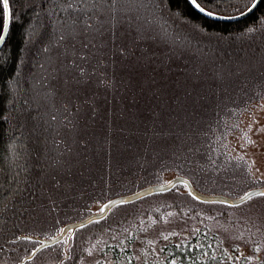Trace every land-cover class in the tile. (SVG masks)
I'll return each instance as SVG.
<instances>
[{"label": "trees", "instance_id": "trees-1", "mask_svg": "<svg viewBox=\"0 0 264 264\" xmlns=\"http://www.w3.org/2000/svg\"><path fill=\"white\" fill-rule=\"evenodd\" d=\"M85 1L10 0L14 19L0 50V250L13 245L26 255L19 264L47 250L56 260L61 252L57 244L25 261L41 239L28 233L30 220L42 225L45 215L53 219L56 213L74 220L72 212L81 215L98 195L112 192L111 200L132 194L155 185L166 170L203 193V175L211 171L227 116L264 98V0L235 22L207 18L189 0H155L160 22H119L117 41L106 31L95 40L97 48L90 40L78 42L79 48H53L62 23L65 29L94 28L97 6ZM113 1L121 8L132 2ZM255 1L197 3L232 17ZM128 10L133 16L134 5ZM176 188L116 207L79 229L74 242L100 236L92 264H264L263 252L243 256L208 227L141 236L192 208L195 217L206 216L191 203L225 208L222 219L244 205L204 203L187 191L188 203ZM73 257L61 264H79L80 254Z\"/></svg>", "mask_w": 264, "mask_h": 264}, {"label": "rangeland", "instance_id": "rangeland-1", "mask_svg": "<svg viewBox=\"0 0 264 264\" xmlns=\"http://www.w3.org/2000/svg\"><path fill=\"white\" fill-rule=\"evenodd\" d=\"M93 1H95V3H93ZM120 1L121 0H116L117 3H120ZM85 2L87 4L90 2L93 6H95V4L97 6V10H95L96 15L94 14L93 16L96 24L94 28L90 30L86 29L84 25L77 24V26L73 25L65 29L62 23L60 25L61 31H58V29L55 30L56 34L54 35L55 37L57 35L58 38V33L60 32V40L63 42H58L56 38L53 48L60 49L63 45L66 47L68 45H74L79 48L81 44L78 42L84 43L89 40V43H92L94 47L97 48L98 44L95 40L99 42V36L105 35L106 31H109L111 36H115V40L117 41L118 32L115 25L119 22L126 24L128 22H139L144 26H147L150 22H160L158 19L160 6L156 4L155 0H145L144 2L143 0H132L133 3H124L128 6V8L124 6L126 9L121 8L122 6H118L113 0H88ZM130 4L131 7L134 5L133 16L130 12H126L130 11L128 10L131 8L129 7ZM87 7L90 6L87 5ZM119 14H121V16H119ZM157 24L158 23H156V25ZM123 26L125 27V24H123ZM105 37L107 40L109 39V37ZM110 40L113 41L114 38H110ZM124 40H127V38H124L123 41ZM118 43L121 44L122 42L119 40ZM143 44L146 45L145 43ZM79 52L80 54L78 55H81L82 51ZM101 52H103L102 48H100V54ZM67 76L68 75L64 77V80L68 84L69 81H67ZM46 85L48 84L46 83ZM227 117V129L224 133L220 132L221 134H219V137L216 139L219 143L221 142V145L218 148L215 147L216 150L214 149L215 152H217L213 155L214 158L209 163L211 165V171L204 172V186L202 189L204 194L238 198L251 189L264 187V98L249 103L238 113ZM249 140H251L252 143H249ZM176 176L175 170L160 172L159 175L156 176L159 181L155 184L166 183ZM174 191L180 198L186 201L189 200L186 187L179 185ZM106 193L107 195L102 193L94 198L93 201L90 200L87 202L84 211L82 209L80 210L81 215L78 216L76 212H72L74 215V220H72H81L92 214L98 213L106 201L110 200L109 198L112 195V192L109 193L108 191ZM187 202L190 203V200ZM191 206L201 211L197 212L196 210L197 215L201 213L206 216L195 217V214L192 213L194 208H192L191 211L188 210V215L182 216L179 214V216L173 220L146 229L141 236L148 239L153 236L156 237L167 233H178L184 230L193 231V229L208 227L209 230L215 233L221 232L220 234L222 237L225 236L226 246L231 249H240L239 252L243 254V256H248L250 253L260 256L262 252L264 253V238H261V236L259 237L260 230L264 228V198H255L240 207L230 209L229 213L235 216L231 219L220 218V215L225 213V208H220V206L214 205L209 209L192 203ZM209 212L213 214L209 215ZM53 216L55 218L51 219L52 217L50 216V218L47 219L45 215V222L42 225H38L35 220L34 222L30 220L28 229L30 236H38L41 239H51L57 236L66 224L73 222L70 215L61 217L56 213L53 214ZM207 216L211 217H208L207 220ZM115 217H113V219ZM111 222L112 220H109L107 224H112ZM118 231L119 229L115 227V231L113 232L116 233ZM87 237H83L84 239L81 240L78 239V242H74L75 237H73L70 240L65 239L58 244L61 252L56 260L52 258L53 256L51 255L53 253H50L51 250H47L45 251L47 253L40 255L28 264H61L64 258H74L73 256L76 255V252L80 254V261L76 259L77 263L92 264L98 259V243L101 241L100 236H96L93 240ZM142 242L143 241H141V243ZM11 246L12 247H4L0 250V264H19L26 256L22 253H18L19 250L17 251L13 249V245Z\"/></svg>", "mask_w": 264, "mask_h": 264}, {"label": "water", "instance_id": "water-1", "mask_svg": "<svg viewBox=\"0 0 264 264\" xmlns=\"http://www.w3.org/2000/svg\"><path fill=\"white\" fill-rule=\"evenodd\" d=\"M189 1L191 3V0H189ZM262 1L263 0H258V2L255 1V7H250L251 8L250 11L248 9L244 13H242L238 16H232V17L219 16V15H215L213 13H212V15H208L207 13H209V11L204 9V12H201L192 3H191V5L195 8L196 11H198L201 15H203L207 18L217 20V21H224V22H233L234 21L235 22V21L243 20V19L249 17L251 14H253L258 9V7L262 3ZM6 40H7V37L4 41V43L0 44V50L2 49ZM178 185L186 186L188 193H190V195L193 197H198V198H195L198 201H201L204 203H211V204H215V203L225 204V205H229V206H240L242 204L247 203L251 199L258 197V195H255L256 193L264 192V187H262V188L251 189L248 192H246L243 196L238 197V198H230V197L224 196V195H208V194H204V193L199 192L194 187V185L192 184V182L189 179L184 178V177H175L166 183L155 184V185L146 187L144 189H141L139 191H136L132 194L116 197L114 199L109 200L108 202H106L102 206V208L100 209V211L98 213L92 214V215H90V216H88L82 220L72 222V223L65 225L63 227L62 231L57 236H55L51 239H40V245L31 253L30 256H28L25 259V261L32 260L42 250H44L46 248H50L52 246H55V245L63 242L65 239L70 240L71 238L74 237L75 233L79 229L84 228V227H86V226H88L94 222H98V221L105 219L113 209H115L116 207H118L120 205L132 203V202H135L137 200L143 199L145 197H148V196H151L154 194L169 192V191L173 190ZM249 193L252 194L251 198H249V196H248ZM105 206H107V207H105Z\"/></svg>", "mask_w": 264, "mask_h": 264}, {"label": "snow or ice", "instance_id": "snow-or-ice-1", "mask_svg": "<svg viewBox=\"0 0 264 264\" xmlns=\"http://www.w3.org/2000/svg\"><path fill=\"white\" fill-rule=\"evenodd\" d=\"M256 2H258V0H256ZM191 3L201 12H204V8H202L200 6L199 3H197V0H191ZM0 7L3 8V27L2 29H0V44H3L8 32H9V28L11 23L13 22L14 19V13L10 7V0H0ZM251 7H255V3L252 4ZM251 10V8H249V11ZM208 15H212L211 12L207 13ZM249 143H252L251 140H249ZM255 195L258 196H264V192H258ZM249 198H251L252 194L249 193L248 194ZM194 198H198V197H194ZM243 199V198H242ZM107 207V206H105ZM238 250V249H237ZM258 251V249H257Z\"/></svg>", "mask_w": 264, "mask_h": 264}]
</instances>
